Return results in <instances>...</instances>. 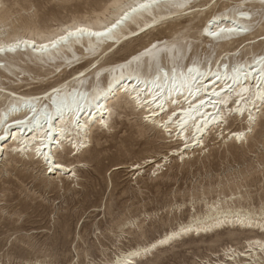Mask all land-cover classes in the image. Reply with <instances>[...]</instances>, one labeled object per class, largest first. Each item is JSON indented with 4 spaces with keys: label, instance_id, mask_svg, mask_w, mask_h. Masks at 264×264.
I'll return each instance as SVG.
<instances>
[{
    "label": "snow or ice",
    "instance_id": "snow-or-ice-1",
    "mask_svg": "<svg viewBox=\"0 0 264 264\" xmlns=\"http://www.w3.org/2000/svg\"><path fill=\"white\" fill-rule=\"evenodd\" d=\"M23 7L21 14L14 0H0L7 79L0 84V264H143L186 234L229 228L252 235L214 240L187 264H264V188L248 213L231 203L250 192V177L264 184V0H28ZM114 50L117 58L108 55ZM25 54L45 71L13 73ZM141 140L158 147L145 152ZM237 145L249 168L236 179L203 174L191 190L170 192L161 208L140 206L145 172L159 182L193 155L208 160L214 148ZM96 153L117 166L105 170L106 186L117 168L131 173V203L117 213L105 198L78 211L68 249L26 229L35 204L55 232L62 196L87 186ZM185 209L187 223L178 219ZM165 216L169 230L145 239ZM93 236L107 238L108 251L97 255Z\"/></svg>",
    "mask_w": 264,
    "mask_h": 264
},
{
    "label": "rangeland",
    "instance_id": "rangeland-1",
    "mask_svg": "<svg viewBox=\"0 0 264 264\" xmlns=\"http://www.w3.org/2000/svg\"><path fill=\"white\" fill-rule=\"evenodd\" d=\"M27 2L28 0H14V3L20 5L21 14H23V12H27V9L23 7V5ZM77 2H80V0H77ZM46 26L50 29L55 28L56 21H52ZM108 55L110 57L117 58L115 50ZM13 86L16 87V85ZM140 143L143 144V151L145 152L158 147V142L155 140H141ZM95 158L98 160L97 167L85 174L86 180L84 183L87 186L82 187L75 194L73 192H68L66 197L62 196L65 200V211L61 221L58 222L56 226L55 232H49L47 230L49 227L48 212L35 204H33L32 208L29 209L31 216L29 217V223L26 225V229L31 230L34 234L41 237H50L51 243L56 246H62L63 249H68L70 245L75 244L73 226L77 225L76 215L78 211L83 212L89 208H95L97 204L102 205L105 198L110 199L111 207H113V211L117 213L131 203V200L135 198V192L133 191L134 186L131 183V173L126 170V168L117 169L113 175V180L106 186L105 170L109 167V165L116 167V164L113 160L106 158L101 159L98 153L95 154ZM188 161L189 162L184 167H181L178 164L173 165V167L166 172L165 178L159 182H153L149 178V174L145 172L140 178V183L144 185L145 194L139 201L140 206L147 208H161L162 205L167 203V197L170 192H184L185 190H191L196 179L202 178L203 174L208 176L214 174L217 178V182H219L221 175L223 174L225 177V183H227L228 177L236 179L239 173L249 168V159L245 155L244 150L238 145L237 152L228 150L227 148H224L223 150L214 148V156L211 159L204 160L197 155H193L188 158ZM24 172H22V175L29 178L27 176V168L24 169ZM31 182L34 185L37 183L35 179H31ZM249 186L250 192L247 189L245 192H237L236 195L239 199H236L234 202L232 201V205H236L239 201H241L243 204L252 206L253 208L260 206L262 188H264V184H261L259 180L250 177ZM240 196H244L245 199L248 198V196L251 198L245 200L241 199ZM190 218V209H185L183 214L178 215V219L185 223H187ZM168 230L167 217L165 216L164 223H161L153 228L149 237H145V239L149 238V240L153 242ZM84 231L87 232V229H84ZM79 234L80 230L77 226L76 235L78 236ZM238 235L252 234L241 231L233 233L231 229H228L218 234H210L202 237L191 235L190 237H186L171 244L175 245L171 247V250L168 248L171 245L157 250L154 255L145 258L143 264H156V262L160 259H164L166 264H187V261L191 260L192 254L206 249L214 240H231ZM91 240L92 246L98 250L97 255H100L101 252L108 251L110 241L107 238L100 240L93 236ZM124 244L134 248L136 246V241L125 240Z\"/></svg>",
    "mask_w": 264,
    "mask_h": 264
},
{
    "label": "bare ground",
    "instance_id": "bare-ground-1",
    "mask_svg": "<svg viewBox=\"0 0 264 264\" xmlns=\"http://www.w3.org/2000/svg\"><path fill=\"white\" fill-rule=\"evenodd\" d=\"M21 10V9H20ZM24 13V12H23ZM110 54V53H109ZM36 54L35 53H33V56H35ZM83 62H85L86 63V61L85 60H81L80 61V63H83ZM84 64V63H83ZM77 65V64H76ZM76 65H74V67L76 66ZM81 67V66H80ZM11 68H12V71H13V73H15V71H21V75H22V77L25 75V73H27V74H32L33 72H35V71H41V72H43V71H45V68L43 67V66H39V65H37L36 63H34L33 62V60H32V58L31 57H29V56H27V54H25V56L23 57V58H18V62L17 63H15V64H12V66H11ZM3 83H7V79H6V77L5 76H3V75H0V84H3ZM16 86H19V85H16ZM15 87V86H14ZM195 95H199V93L197 92V93H195ZM68 101L69 102H71V97H69L68 98ZM211 138V137H210ZM214 138H211L210 139V142H211V140H213ZM228 150H231V151H236L237 152V146H235V147H233V148H231V149H229V148H227ZM241 151V150H240ZM117 167V166H116ZM116 167H114V168H116ZM117 169H120V168H117ZM125 169V168H124ZM121 170H123V169H121ZM127 170V169H126ZM26 171V170H25ZM22 172H24V170L22 171ZM27 172V171H26ZM26 172H24V173H26ZM28 176V175H27ZM241 197V199H245V197L244 196H240ZM251 197L250 196H248V198H246L245 200H248V199H250ZM237 199H239V197L237 198ZM234 202V201H233ZM233 206V208H234V210L237 212V213H239V214H241V215H243V214H245V213H248V210H249V207H252V206H247V205H245V204H243L241 201H239L238 202V204H236V205H232ZM253 208V207H252ZM253 209H255V207L253 208ZM230 229V228H229ZM226 230H228V229H221V230H218V232H213V233H211V232H209V233H201L200 235H196V234H194V233H192V234H186L185 236H183V237H180V238H178L177 240H175V241H170L168 244H164V245H161V247H163V248H165V247H167V246H170L171 244H173V243H175V242H177V241H179V240H182V239H184V238H186V237H190L191 235L192 236H194V235H196V236H200V237H202V236H207V235H213V234H218V233H220V232H223V231H226ZM232 231H233V233H236V232H238V231H241V232H249L250 234H252V232L251 231H249V230H243V229H231ZM162 236H160V237H158L156 240H158L159 238H161ZM156 240H154V241H156ZM153 241V242H154Z\"/></svg>",
    "mask_w": 264,
    "mask_h": 264
}]
</instances>
